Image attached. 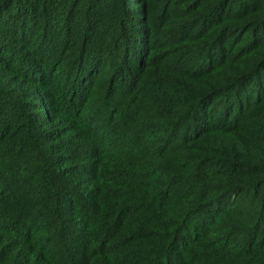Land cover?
I'll return each mask as SVG.
<instances>
[{
  "label": "trees",
  "instance_id": "1",
  "mask_svg": "<svg viewBox=\"0 0 264 264\" xmlns=\"http://www.w3.org/2000/svg\"><path fill=\"white\" fill-rule=\"evenodd\" d=\"M81 1L0 0V264H264V0Z\"/></svg>",
  "mask_w": 264,
  "mask_h": 264
},
{
  "label": "rangeland",
  "instance_id": "2",
  "mask_svg": "<svg viewBox=\"0 0 264 264\" xmlns=\"http://www.w3.org/2000/svg\"><path fill=\"white\" fill-rule=\"evenodd\" d=\"M86 1H88V0H82L81 1L80 10L78 12V14L81 17L78 19L77 18L74 19V22H73L74 26L75 25L77 26V24H80L83 20V17H82L83 14H85V12L87 10L91 9L95 4L98 3V0H93V5L91 7V6H88V4H86ZM107 1H110V5L113 6V8L115 7L117 9H120L122 6H125L127 11H131L130 13H132V15H129V16H134V17H132L131 19H127V20H129V21L134 20V22H137V23L143 22V25H140V27H143L145 31H149V34H151V39L149 40V42L153 41V39H154L153 33L155 30L150 29V27L147 25L148 20L153 19V15H154L153 12L151 13V8L154 5V3H152V0H107ZM142 6H143V9L141 11H136V14H133L134 13V11H132L133 9H135V8L140 9ZM118 7H120V8H118ZM144 10H147V12H145ZM116 29H117V25L115 24V30ZM78 34H80V33H78ZM9 39L12 40L14 38H9ZM0 40L3 41L2 37H0ZM23 51H25V50H23ZM15 54L18 55L17 52H15ZM2 56L7 57L6 54H2ZM10 58H12L14 60V62L11 65L12 69H2L0 67V99H1L0 108L3 111V114L0 115V120L12 119V116H14L16 118L15 120L17 122L21 121L20 117H17L13 114H15L16 110L21 109V108L29 105L30 107H33V109H31V112L34 114V116L32 117V120H34L33 124H35V126L37 128H40V122L39 121H41L43 118H45V116H46V118H48L49 116H51V118H52V116H54V112H52L51 114L49 112H47L46 105H45L46 103L43 102L42 100L38 99L37 94H34L35 88L33 87L34 86L33 83L30 81V79H27V80H29L27 82L25 80H26V78L32 77V75H33L32 78H34V77H36V78L40 77L41 78V76L35 75L34 73H32V74L25 73L26 78L24 77L25 78L24 81L17 79V74H19L17 71V70H19L18 69L19 68V62H18V64L15 63L16 58H13L11 56V54H10ZM7 70H9V71H7ZM38 83L40 85L41 82H38ZM17 88L18 89L20 88L19 92L23 93V97H21L20 100H18V98H17V94H18L16 92ZM19 101L22 103L21 105H19L20 104ZM7 112H9V114H10L9 117H6L7 114H5V113H7ZM22 113H23V111H22ZM103 116H104V114H101V113L98 114V117L95 121H99L98 119H101ZM46 118H45V120H46ZM95 118L96 117L93 116L91 119L94 120ZM22 120H24V118ZM56 122L53 123L52 125H54V126H63L64 125V123H60L58 121H56ZM67 140H68V137L66 136L62 139L61 142H63V144H67ZM86 151L87 150H85V152L84 151L81 152V154H80L81 157H83V155L86 154ZM71 152H73V151H71Z\"/></svg>",
  "mask_w": 264,
  "mask_h": 264
}]
</instances>
